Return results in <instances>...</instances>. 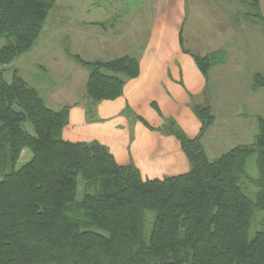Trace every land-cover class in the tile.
<instances>
[{
    "label": "trees",
    "instance_id": "trees-1",
    "mask_svg": "<svg viewBox=\"0 0 264 264\" xmlns=\"http://www.w3.org/2000/svg\"><path fill=\"white\" fill-rule=\"evenodd\" d=\"M54 3L0 0V39H7L0 45V65L30 50ZM249 5L264 20L259 0ZM183 51L206 83L224 57L222 50ZM67 54L88 69L85 91L93 102L120 97L124 78L140 73L138 59L130 55L86 61ZM251 87L264 88L262 73L253 74ZM69 109L48 107L16 71L10 82L0 72V264H264V217L256 222L254 215L264 210V115L256 118L252 143L213 160L201 142L215 119L210 106H194L200 126L193 137L172 118L154 127L137 116L147 128L174 136L190 163L183 173L143 178L97 140L63 139ZM24 149L31 157L17 166ZM252 155L255 178L246 171ZM79 178L87 188L76 202ZM244 179L257 187L254 199L242 190ZM148 210L153 222L147 234Z\"/></svg>",
    "mask_w": 264,
    "mask_h": 264
},
{
    "label": "crops",
    "instance_id": "crops-1",
    "mask_svg": "<svg viewBox=\"0 0 264 264\" xmlns=\"http://www.w3.org/2000/svg\"><path fill=\"white\" fill-rule=\"evenodd\" d=\"M172 1L177 6L176 8L172 6L168 10L171 11V14L165 16V30H157L154 34L148 33L149 42L144 46L140 44L138 47L140 55H132L139 61L140 73L136 78H124L125 85L120 97L114 100L93 102L83 94L82 98H74L70 100L71 102L63 105L70 106L68 122L61 133L63 139L83 142L97 140L109 149L118 163H131L138 168L143 178H162L183 173L190 169V163L174 136L147 128L137 116H141L154 127L161 126L163 117L172 118L187 136L193 137L198 134L200 126L193 110L194 106L197 104L210 106L215 119L203 134L201 142L208 159L213 160L235 145L252 143L257 132L256 118L264 115V88L254 89L251 87V77L255 71L245 81L246 84L249 82L244 87L246 96L241 98L239 103L236 102L235 107L232 104L235 110L231 111L224 121L220 118L227 115V103L229 104L231 100L227 99L228 102L224 100L219 106L216 99L220 92L223 96H225V92L228 95L230 93L226 83L233 80L230 81L227 77L223 81V73L235 72L241 62L252 61L255 57V50L258 51V48H255L254 44L250 42L254 39L253 36L245 37L244 34L245 39L249 41L242 42L243 35L241 37L229 26V23L232 24V22L229 18L226 19L225 15L224 4L231 3L234 6L231 13L228 14L229 17L248 19L250 0ZM186 3L189 4L190 9L188 10L193 17V24L189 23L188 30H193L191 34L195 37L199 36V17L204 12H210L205 9L213 11L216 8L219 9L220 21H216V17H214L212 22L213 30H216L217 33L211 37L213 40H218L220 44L197 53L203 55L216 50L224 52L222 62L212 66L209 70L207 83L192 56L183 51V48L192 51L189 48L194 39L191 38V45L186 47L185 30H177L182 22L183 14L185 15L183 24L184 27L186 26ZM219 4H222L221 7ZM259 8L264 17V0H259ZM175 9L178 13L174 12ZM229 9L227 7V10ZM262 31L264 33V27ZM105 32L106 30H86L80 35V30H65L66 43H63V46L59 45L62 54H54V45L49 50L54 61L52 63L55 66L60 63L63 66L68 65L75 74L79 72V68L73 62L75 59L68 55L67 51L83 57L86 61H106L119 56L118 49L111 51V46L106 44V42H110L105 37L106 40H104ZM114 32V30H110L107 36L113 37ZM124 33L123 31L122 35ZM263 33H260L259 39L264 46ZM84 35L93 37L98 44L94 47L84 45L81 40L85 38ZM180 38L182 42H180ZM53 40L59 42L60 38H53ZM76 43L81 44L82 49H74ZM56 45L58 44L56 43ZM86 48L90 49H88L90 55L82 53V50L84 51ZM58 61L60 63H57ZM263 62L264 55L261 64ZM83 67L87 81L88 69ZM52 69L51 71L57 72ZM20 76L24 79L23 75ZM60 85L59 81L52 84L51 88L60 87ZM44 101L46 103L45 99ZM152 103L157 105L159 111L153 108ZM151 108L155 114L151 112ZM27 123L29 122L25 123V128L30 134H33L32 126Z\"/></svg>",
    "mask_w": 264,
    "mask_h": 264
},
{
    "label": "rangeland",
    "instance_id": "rangeland-1",
    "mask_svg": "<svg viewBox=\"0 0 264 264\" xmlns=\"http://www.w3.org/2000/svg\"><path fill=\"white\" fill-rule=\"evenodd\" d=\"M219 5L221 7L222 4ZM219 5H217V7H219ZM172 6L175 8L177 6V4L172 0H55V3L50 9L42 26L41 32L30 50L14 58L12 62L0 65V72L7 82L12 80L14 71H16L18 75H23L26 83L34 87L38 94L46 100L47 106L54 110H58L59 108H62L64 104L71 102L70 100L74 98H82L83 94L86 95L84 87L86 75L84 73L85 71L82 69V65L73 60L79 68V72L74 74L68 65L63 66L60 61L57 62L60 64L55 66L52 63L54 61L49 54V50L53 45L54 54H62L59 47L63 46V43H66L64 39L65 30H80V35L86 30H106L103 38H107L110 42H106V44L111 46V51L118 49L120 51L119 56L125 54L137 56L140 55V51H138L139 45L142 44V46H144L149 42L150 36H147L148 33L154 34L157 30H165V16L171 14V11L168 10ZM233 6L234 4L231 3L224 4L226 19L229 18L232 22V24L229 23V26L232 27L236 33L240 34L241 37L243 35L241 40L242 42L249 41L248 39H245L248 35L251 37L253 36L254 39L250 42L254 44L255 48H258V51L255 50V57L252 61L241 62L238 68H235V72L231 71L229 73H223V81H225L227 77L230 81H233L226 83L228 91L230 92L229 95L225 92V96H223L220 92L216 96L219 106H221V102L224 100H226V102H228L227 99L231 100L229 104L227 103V115L220 118L222 121L230 115L229 113H231V111L235 110V108L232 107V104L235 107V103H239V100L246 96L244 87L249 83L247 82L246 84L245 82L249 75H251L254 71V73L260 72L264 75V62L261 64L262 57L264 55V46L259 39L261 37L260 33H263L262 30L264 27V20H261L251 14L255 11L251 5H248V19L245 17H235V19H233V16L229 17L228 15L231 13ZM227 7L228 9L230 7V9L227 10ZM188 9H190L189 4H187V7L185 8V11L187 12L186 26L184 27L183 24L185 19V15L183 14L182 22L177 29L185 30L186 34L184 36V40L185 43L187 42L186 47L187 45H191V38L194 39V42L189 49H191V52L194 53H199L203 50H208L212 47L218 46L220 44L218 40H213L211 36L217 33L216 30H213L212 26L214 25L212 22L214 17H216V21H220L218 14L219 9L216 8L215 11L205 9L210 12H204L202 16L199 17L198 37L191 34L193 30H188L189 23L193 24V17ZM174 12L178 13L176 9ZM110 30L115 31L113 37L107 36V33H109ZM123 31L125 33L122 35ZM84 37L85 38L81 39L84 45L94 47L98 44L93 37H89L88 35H84ZM53 38H60V40L57 42L53 40ZM105 38L104 40H106ZM5 43H7V39L1 38L0 45ZM56 43L58 45H56ZM60 44L61 46H59ZM80 46L81 44L76 43L74 44V49H82ZM66 47L68 48L67 45ZM88 49L89 48L84 49L86 52L82 50V53H89L90 55V49ZM81 58L84 59L83 57ZM51 69H55L57 72H53ZM247 69L249 71H246ZM59 81L61 82L60 87L56 86L51 88L52 84L54 85ZM151 110V112L155 114V111L152 108ZM221 112L224 113V111ZM165 122L166 117H163L161 125ZM27 124L31 125V123ZM30 157V151L24 149L20 154L17 166L26 162ZM246 171L251 177H257V167L254 155L247 158ZM240 186L248 197L251 199L255 198L257 187L251 181L244 179L241 181ZM86 188L87 182L79 178L75 198L76 202H79L82 199ZM147 213L148 234V230L153 222V213L151 210H148ZM254 215H256L255 220L257 222L264 217V210L255 211ZM93 229L100 233H104L102 229ZM255 229L256 224L253 223L250 228V237L253 236Z\"/></svg>",
    "mask_w": 264,
    "mask_h": 264
}]
</instances>
